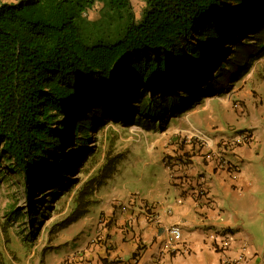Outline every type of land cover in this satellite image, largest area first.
Wrapping results in <instances>:
<instances>
[{
    "label": "trees",
    "instance_id": "16d2710c",
    "mask_svg": "<svg viewBox=\"0 0 264 264\" xmlns=\"http://www.w3.org/2000/svg\"><path fill=\"white\" fill-rule=\"evenodd\" d=\"M97 1L108 14L90 22ZM254 1L146 0L139 21L130 0L0 1V159L23 175L27 199L65 186L72 136L88 140L111 119L107 103L125 125L133 112L161 122L240 79L247 40L264 31L262 12L246 39L235 27Z\"/></svg>",
    "mask_w": 264,
    "mask_h": 264
},
{
    "label": "rangeland",
    "instance_id": "374dc122",
    "mask_svg": "<svg viewBox=\"0 0 264 264\" xmlns=\"http://www.w3.org/2000/svg\"><path fill=\"white\" fill-rule=\"evenodd\" d=\"M130 1L134 19L139 21L146 0ZM261 12L264 14V0H255L249 12L241 15L235 27L237 32L244 34L243 39L253 34L251 31L244 32L247 28L251 30L256 26ZM105 13L108 14L104 5L97 1L85 17L90 22H99L105 18ZM252 16H255V24L252 23ZM248 40L247 51L253 57L247 58L248 68L240 79L228 82V87L222 93L193 100L177 115L168 114L166 121H138L133 112L131 123L125 125L112 117L114 114L121 116L115 112V103H107L103 113L111 119L94 125L89 130L88 140L75 141L72 136V143L66 151L67 155H71L68 164L75 166V173L65 178V186L54 195V191L49 190L43 197L37 195L29 201L23 175L14 173L10 169L12 165L0 159V264H56L63 259L68 252V245H64L68 237L65 229L70 224L84 222L86 217L92 216L91 211L103 203L127 200L131 195L140 198L153 179L152 175L160 177L163 169H166V161L178 157L176 151L162 153L154 147L151 150L154 152L149 153L146 150L147 144H159L167 132L178 127L188 130L182 133L183 137H179L177 143L172 141L167 146H184L186 138L192 135L190 132H193L194 127H189L195 124V114L204 125L213 129L222 127L227 131L233 126L247 127L249 121L261 122L264 116V31L259 35L253 34L252 39ZM261 43L263 50L260 51L258 47ZM258 52L261 57L256 58ZM247 93L250 98L243 100L242 97ZM212 98L214 102L207 106L205 103ZM245 104L251 113L250 119ZM100 128L103 129L102 133ZM71 134L73 135L72 132ZM76 155H79L78 160ZM146 162L149 164L145 165ZM260 201L263 211L259 224L251 225L248 230L254 236L256 247L261 250V257L264 259V197ZM80 213L82 216L73 222V216ZM30 215L32 221L27 218ZM59 244L60 247L57 248L56 245ZM261 264H264V260Z\"/></svg>",
    "mask_w": 264,
    "mask_h": 264
},
{
    "label": "crops",
    "instance_id": "0c3cea01",
    "mask_svg": "<svg viewBox=\"0 0 264 264\" xmlns=\"http://www.w3.org/2000/svg\"><path fill=\"white\" fill-rule=\"evenodd\" d=\"M249 96L247 93L242 99ZM238 98L241 99L240 96ZM213 102L212 98L205 104L210 106ZM223 105L228 107L227 103ZM247 112L250 119L248 106ZM263 121L264 116L261 122L249 121L247 127L233 126L227 131L222 127L213 129L204 125L195 114V124L189 127H194L195 131L193 128L190 134L198 132L207 136L213 147L220 139H232L239 130L252 131L253 141L249 146L235 147L229 151L227 159L239 170L235 178H230L224 171L215 170L212 164L207 163L202 156L203 149L195 141L189 143L185 140L184 146H167L172 141L177 143L178 138L183 137L182 133L188 130L186 128L171 129L157 145L147 142L146 150L149 153L154 152L151 151L154 147L162 153L176 151L179 158L183 155L188 159L190 172L187 187L181 191L171 182L166 169H163L160 177L153 174V179L140 197L155 206L151 218L138 203L126 212L115 208L114 200L97 206L91 211L92 216L86 217L84 222L70 224L65 229L68 237L63 244L68 245V252L56 264H221V256L208 237L213 233L229 236L228 253L231 257L243 253L247 264H261L264 260L261 250L256 247L254 236L248 229L253 224H259L263 211L260 201L264 197ZM180 170H177L178 174ZM196 174L205 176L208 193L207 198L199 203L193 196ZM181 196L182 203H177ZM169 207L170 212L167 211ZM172 225L181 228L182 240L175 249L166 251L163 249L165 232ZM56 246L59 248L60 244Z\"/></svg>",
    "mask_w": 264,
    "mask_h": 264
},
{
    "label": "built area",
    "instance_id": "2783aa9c",
    "mask_svg": "<svg viewBox=\"0 0 264 264\" xmlns=\"http://www.w3.org/2000/svg\"><path fill=\"white\" fill-rule=\"evenodd\" d=\"M235 107L238 108L236 105ZM242 113V111H241ZM186 141L192 143L195 141V144L200 146L203 149V158L207 163L212 164L215 170L224 171L230 178H235L239 172L237 165L232 164L229 159V151H233L235 147L249 146L253 141V133L250 129L239 130L234 133L232 139H220L213 145L209 143L210 138L195 132V135H190L186 138ZM189 165L190 162L187 158H184L183 155H180V158L169 159L166 161V170L168 172L169 178L173 184H176L181 188V191L187 187L189 179ZM177 167L178 169H174ZM182 168V170L179 169ZM184 169V170H183ZM180 170V174L177 172ZM195 201L199 203L207 198V188L205 182V176L201 174H196L195 176V192L193 194ZM177 203H182L183 197H179ZM139 204L147 215H150L149 218L153 217V211L155 206L145 202L143 199L139 198L137 195H131L129 199L125 201L114 200L113 206L120 210L121 212H126L131 206ZM168 212L171 211L169 207ZM208 236V235H207ZM212 242H214L215 251L220 254V263L221 264H247L244 254L241 253L238 257H231L228 253V248L230 245V238L228 235H222L213 233L208 236ZM182 240V230L177 225L169 226L165 232V241L163 249L166 251H171L176 248V245L179 244Z\"/></svg>",
    "mask_w": 264,
    "mask_h": 264
},
{
    "label": "water",
    "instance_id": "95a60500",
    "mask_svg": "<svg viewBox=\"0 0 264 264\" xmlns=\"http://www.w3.org/2000/svg\"><path fill=\"white\" fill-rule=\"evenodd\" d=\"M72 133H74V131H72Z\"/></svg>",
    "mask_w": 264,
    "mask_h": 264
}]
</instances>
